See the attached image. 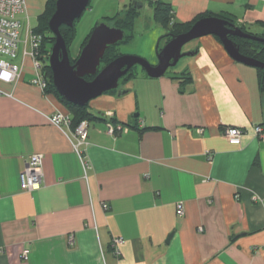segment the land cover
<instances>
[{"label":"crops","instance_id":"obj_1","mask_svg":"<svg viewBox=\"0 0 264 264\" xmlns=\"http://www.w3.org/2000/svg\"><path fill=\"white\" fill-rule=\"evenodd\" d=\"M154 2L169 4L176 24L225 16L264 34V0H114L117 12L140 4L141 50L124 55L153 66L165 35ZM26 9L29 21L39 10L27 0ZM22 52L12 61L20 78L0 82V264H264V142L254 134L264 126V89L255 68L213 36L186 44L182 52L195 54L161 78L137 66L135 78L88 103L95 120L77 154L69 131L49 122L68 111L31 84ZM108 121L119 130L110 134ZM226 127L244 131L239 145L224 138ZM33 155L43 158V182L24 192L18 178Z\"/></svg>","mask_w":264,"mask_h":264},{"label":"water","instance_id":"obj_2","mask_svg":"<svg viewBox=\"0 0 264 264\" xmlns=\"http://www.w3.org/2000/svg\"><path fill=\"white\" fill-rule=\"evenodd\" d=\"M89 2L90 0H56L54 12L47 24L54 37L47 61L52 84L57 94L73 106L85 107L101 95L116 91L119 80L134 66H139L149 78L163 77L182 57L195 54L182 52L186 44L206 36L217 38L228 56L236 63L250 68L264 69V63L242 55L238 44L233 42L231 37L263 44L264 39L245 33L227 21L214 17L200 19L187 32L172 36L157 54V64L154 66L142 58L121 55L100 70L106 50L122 42L124 32L99 23L92 29L74 64H71L60 28H72L74 22L79 20L88 8ZM85 77H93V79L86 81ZM121 93L123 92H119V95ZM170 238L171 236L167 241Z\"/></svg>","mask_w":264,"mask_h":264},{"label":"built area","instance_id":"obj_3","mask_svg":"<svg viewBox=\"0 0 264 264\" xmlns=\"http://www.w3.org/2000/svg\"><path fill=\"white\" fill-rule=\"evenodd\" d=\"M38 1V0H35ZM26 0H0V82L11 84L16 82L22 73V70L15 66L12 61L16 59L18 48H23V58L29 57L32 60L34 77L31 84L44 90L46 83L41 73L42 65L38 60V49L41 43V37L35 35L29 26V18L26 13ZM24 16L26 20L25 38L20 40V30L22 27L20 18ZM7 58L8 60H4ZM52 126L58 129L68 130L72 141L73 148L77 154L81 153L80 148L86 145L88 123L83 121L73 130L71 129L70 114L57 112L49 118ZM107 129L110 134L115 133V128L108 121ZM119 130V129H118ZM202 133V130H198ZM244 131L239 128L226 127L223 129V136L230 145H239ZM255 136L264 142V126L254 127ZM83 167L88 168L83 161ZM19 187L24 192H34L40 189L43 182V158L39 155L30 156L25 162V168L19 175ZM106 209V205L103 206ZM184 209L182 203L176 205V215L182 217ZM123 243L122 238H115L112 241V247L115 254H118V247ZM27 254L23 257L26 259Z\"/></svg>","mask_w":264,"mask_h":264},{"label":"trees","instance_id":"obj_4","mask_svg":"<svg viewBox=\"0 0 264 264\" xmlns=\"http://www.w3.org/2000/svg\"><path fill=\"white\" fill-rule=\"evenodd\" d=\"M55 2L56 0H49L41 13V15L37 18L38 20V27L36 30H32L35 35H38L41 37V43L40 47L38 49V60L41 62L42 69L41 73L44 77L46 87L44 89V92L46 94H51L57 100L66 108L68 113L70 114L71 117V129L73 130L79 123L86 121L87 123L93 122L95 120L94 117L89 115L87 112V106L85 107H77L73 106L67 102H65L56 92L55 88L53 87L52 84V77H51V72L48 67V57L50 50L52 48V45L54 43V37L50 33L48 29V21L50 17L52 16L55 8ZM90 4V2H89ZM139 5L140 4H133L125 7V9L120 10L117 12L113 17H106L103 18L100 22L96 23H104L110 27H114L117 29H120L124 32V39L122 42L118 43L115 46L109 47L101 61L99 70L102 69L104 66L108 65L110 62L121 56L120 48L123 45H126L130 43L133 39V30H134V23L136 19L139 17ZM89 7V5H88ZM212 17V16H210ZM153 20L158 23L162 29L165 30V35L159 40V44L156 49V53L158 54L161 49L170 41L172 36L179 35L182 33L187 32L191 26L197 22L200 19L203 18H209V16H199L197 19H195L193 22L186 24V25H181V24H176L174 23L173 20V10L169 4L162 3V2H154L153 3ZM214 18H220L222 20L227 21L229 24L233 25L234 27H238L241 29L243 32L254 35L259 38L264 39L263 34H253L248 32L244 27L239 26L232 18H228L225 16H218ZM75 23V22H74ZM91 33V32H90ZM60 34L61 37L64 40L68 56H69V50L68 46L72 42L75 36V27L73 24L72 28H67V27H61L60 28ZM90 35V34H89ZM88 35V37H89ZM87 37V39H88ZM86 39V41H87ZM231 40L238 44L239 46V52L247 57L256 59L257 61L264 63V44L260 42H254L251 40H245V39H239V38H233L231 37ZM86 41L82 45L81 49L83 46L86 44ZM162 41L163 47L161 46ZM70 62L71 64H74L75 60H72L70 57ZM137 69V66L132 67L127 74L119 80V84L122 82H127L135 78L136 72L135 70ZM257 71V76H258V83L260 89H264V69H256ZM93 77H85L86 81H91ZM108 93H113V91L108 92ZM116 127V126H115ZM134 129V128H131ZM255 165H258V161H255Z\"/></svg>","mask_w":264,"mask_h":264},{"label":"rangeland","instance_id":"obj_5","mask_svg":"<svg viewBox=\"0 0 264 264\" xmlns=\"http://www.w3.org/2000/svg\"><path fill=\"white\" fill-rule=\"evenodd\" d=\"M49 0H27L28 4H33L38 6L39 10L34 13V16L32 15V18L29 21V26L31 30H36L38 27V20L36 19L37 13L44 10L47 2ZM118 7L114 6V0H90L89 7L86 9V11L83 13L81 18L74 23L75 27V36L72 42L68 46L69 50V57L72 60H76L80 51L81 47L86 41L88 35L96 25V23L100 22L103 18L106 17H113L117 13ZM43 12V11H42ZM22 21V27L20 30V40L23 41L25 38V29H26V20L22 17L20 18ZM264 35V34H263ZM143 37L141 34V29L139 27L136 28L134 32V37L132 41L126 45L121 46L120 52L123 53V55L127 52H132L133 49H139L141 50V47H137L138 42H140V38ZM136 43V44H135ZM133 50V51H135ZM157 59V57H156ZM138 68V67H137ZM90 124V128H91Z\"/></svg>","mask_w":264,"mask_h":264}]
</instances>
